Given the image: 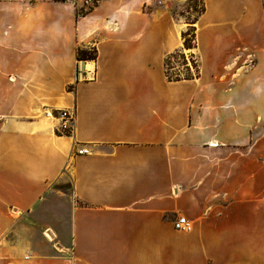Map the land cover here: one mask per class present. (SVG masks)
Returning <instances> with one entry per match:
<instances>
[{"label":"crops","instance_id":"crops-1","mask_svg":"<svg viewBox=\"0 0 264 264\" xmlns=\"http://www.w3.org/2000/svg\"><path fill=\"white\" fill-rule=\"evenodd\" d=\"M183 1L0 0V264H264V0Z\"/></svg>","mask_w":264,"mask_h":264},{"label":"rangeland","instance_id":"rangeland-1","mask_svg":"<svg viewBox=\"0 0 264 264\" xmlns=\"http://www.w3.org/2000/svg\"><path fill=\"white\" fill-rule=\"evenodd\" d=\"M202 2L201 0H184L179 7L173 6L174 16L185 22L186 29L182 32L183 44L184 39L187 38L191 41V24L197 17ZM185 34V36H183ZM168 59V64L166 65L167 74L174 77H183L185 75H195L196 62L193 56H190L185 50L177 49ZM91 52V51H90ZM182 53V54H180Z\"/></svg>","mask_w":264,"mask_h":264},{"label":"built area","instance_id":"built-area-1","mask_svg":"<svg viewBox=\"0 0 264 264\" xmlns=\"http://www.w3.org/2000/svg\"><path fill=\"white\" fill-rule=\"evenodd\" d=\"M63 1H73V0H63ZM58 118L60 119V130L65 133L71 132V122L73 121V113L68 109L59 110ZM78 153H88L87 149H78ZM173 227L175 230L187 232L191 230V225L187 218L183 215L178 216L173 221Z\"/></svg>","mask_w":264,"mask_h":264},{"label":"trees","instance_id":"trees-1","mask_svg":"<svg viewBox=\"0 0 264 264\" xmlns=\"http://www.w3.org/2000/svg\"><path fill=\"white\" fill-rule=\"evenodd\" d=\"M203 10V5H201V9L199 11V13ZM192 31V34H191V41H189L187 38L184 39V44L183 46L185 48H190L193 46L194 44V30L193 28L191 29ZM183 36H185V34H183ZM91 51V52H90ZM178 52L180 50H175L173 52H171L170 54L167 55V57L165 58V69H166V65L168 64V59L169 57L171 56V54H173L174 52ZM182 54V53H180ZM95 57V49L94 48H90V49H78L77 50V58L78 59H93ZM166 75H167V78L169 80H178V79H181V78H190L192 77L191 75H185L183 77H178V76H170L167 74V71H166Z\"/></svg>","mask_w":264,"mask_h":264}]
</instances>
